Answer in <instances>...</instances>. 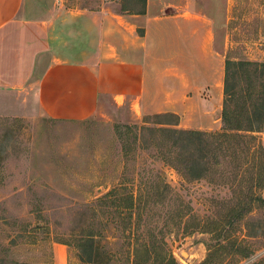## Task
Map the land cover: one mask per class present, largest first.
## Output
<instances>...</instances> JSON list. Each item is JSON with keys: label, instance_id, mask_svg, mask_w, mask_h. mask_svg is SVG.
<instances>
[{"label": "rangeland", "instance_id": "1", "mask_svg": "<svg viewBox=\"0 0 264 264\" xmlns=\"http://www.w3.org/2000/svg\"><path fill=\"white\" fill-rule=\"evenodd\" d=\"M116 1L33 0L32 12L47 18L55 4L82 10L109 8ZM191 2L190 8L204 12L221 14L225 9L224 26L216 33L221 50L226 42L224 60L233 49L250 62H264V0ZM185 73L202 87L201 96L189 88L187 96L195 102L178 104V113L155 106L144 110L125 97L119 105L115 86L96 113L79 122L36 117L29 101L20 97L6 102L0 109V264H53L56 245L66 247L67 264H132L138 234L148 230L178 264H200L208 253L228 246L217 239L221 226L201 225L225 220L249 195L264 197V183L256 185L259 174L264 178V152L231 145L215 149L208 152V176L196 180L166 163L165 153L180 165L175 158L184 149L160 133H143L144 127L211 133L222 127L224 96L218 101L217 93L212 98L204 89V64L200 60L199 71ZM201 98L212 103H200ZM255 135L264 147V132ZM162 141L164 146H158ZM138 192L149 193L150 202L136 211L129 197ZM253 207L233 227H225L233 240L244 238L250 256L221 249V264H264V208ZM186 225L189 234L183 231Z\"/></svg>", "mask_w": 264, "mask_h": 264}, {"label": "crops", "instance_id": "2", "mask_svg": "<svg viewBox=\"0 0 264 264\" xmlns=\"http://www.w3.org/2000/svg\"><path fill=\"white\" fill-rule=\"evenodd\" d=\"M33 5L0 0V109L20 97L36 117L79 122L92 117L115 86L119 105L125 97L144 110L178 113V104L195 102L189 88L201 96L202 87L185 73L199 71L200 60L204 89L218 101L223 96L226 42L221 50L216 33L225 9L214 14L190 8L191 0H146L144 13L136 14L122 12L117 0L82 10L55 4L40 18ZM54 253L53 264L68 263L66 247L56 245Z\"/></svg>", "mask_w": 264, "mask_h": 264}, {"label": "trees", "instance_id": "3", "mask_svg": "<svg viewBox=\"0 0 264 264\" xmlns=\"http://www.w3.org/2000/svg\"><path fill=\"white\" fill-rule=\"evenodd\" d=\"M145 1L120 0V10L128 13H144ZM223 96L221 131L211 133L171 128H143L146 130L143 133L146 132L152 137L160 133L172 139L174 146H182L181 149H184V151L175 158L180 165H175L173 163L174 157H170L166 153L163 159L169 165L174 166L182 175L191 178V180L208 176V167L205 166L209 158L208 152H212L215 149L227 150L229 149V145H231L234 148L236 146L243 148L242 151L244 152H264V147L258 142L255 135L256 133L264 132V62L253 63L244 57H239L238 53L234 52L233 49L228 50L224 60ZM168 116L171 118L175 117L172 114ZM173 123L172 121L167 122V124ZM131 128L128 125L125 126V129H128V131H131ZM158 146H164V141ZM190 148H192L193 153H190ZM196 152L201 155L196 157ZM263 183L264 178L259 174L256 185L261 186ZM147 196H149V193L140 194L138 192L134 198L130 195L131 206L134 207L135 204L136 211L147 207L150 202ZM253 206L264 208L263 195H249L239 203L237 208L231 211L225 220L224 217L222 220L211 219L207 221L208 223L206 222L201 225L202 229L212 224L216 228L217 226H221L222 230L219 231L217 239L222 238L227 242L228 246L223 245L219 247V251L216 250L208 253L200 264H221L225 255V251L221 249L226 248L227 250L229 249L228 252L232 251L234 254H237L233 256H240L242 258L250 256L251 252L244 244V238L233 240L234 235L230 231L225 230V227H233L235 222L242 220L246 214L251 212L254 208ZM179 223H181V215ZM183 231L186 234L192 232L191 229L189 230L188 225L183 227ZM155 243V235L152 230H148L146 235L139 233L135 241L136 247L133 248L132 264H178L173 257L164 254L163 249ZM152 254H154L153 257ZM150 261L152 262L150 263Z\"/></svg>", "mask_w": 264, "mask_h": 264}]
</instances>
